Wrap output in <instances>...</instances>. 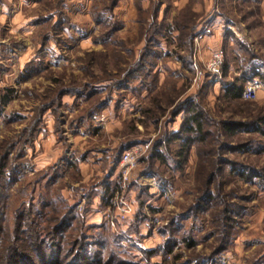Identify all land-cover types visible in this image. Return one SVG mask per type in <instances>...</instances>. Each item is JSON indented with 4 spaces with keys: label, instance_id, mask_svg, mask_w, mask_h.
<instances>
[{
    "label": "clouds",
    "instance_id": "obj_1",
    "mask_svg": "<svg viewBox=\"0 0 264 264\" xmlns=\"http://www.w3.org/2000/svg\"><path fill=\"white\" fill-rule=\"evenodd\" d=\"M155 3L139 0L148 13L145 27L153 30L159 27L151 15ZM234 3L239 11H221L217 0H195L194 7L191 0H182L177 5L186 12L191 7L188 14L195 19L183 35L173 25L172 44L166 49L171 58L157 65L159 86L153 92L151 81L129 84L142 67L149 38L128 44L139 28L136 0L114 10L100 6L101 0H18L28 11L15 15L10 36L35 44L13 73L23 72L32 60V67L39 68L35 51L46 36L52 74L64 81L56 85L42 77L39 94L49 87H62L68 94L53 95L64 107L56 115L52 109L45 112L33 145L19 140L12 157L23 144L22 159H10L0 171V219L11 224L0 232V264H16L25 241L45 252L61 249L60 225L70 226L75 244L73 251L65 238L63 264L77 256L79 264H165L170 243L183 252L180 264H189L190 257V264H264V229L245 227L230 234L224 213L236 212V201L225 202L218 192L224 170L237 178L229 191L258 194L264 202V0ZM69 4L77 13L71 19ZM9 5L17 7L14 0L0 4V27L6 24ZM105 41L131 59L121 71L109 65L107 75L92 69L93 79L85 74V57L107 52ZM10 82L6 78L0 88ZM161 93L164 106L157 109L152 100ZM232 93L239 97L236 104L219 113L224 97ZM42 107L40 101L26 102L23 110L17 107L25 119L12 131L0 118V143L20 137L23 128L31 131ZM145 109L153 115H143ZM59 112L67 116L63 125L57 122ZM225 122L240 125L232 141L222 130ZM200 124L211 139L210 156L198 151ZM61 127L62 141L56 131ZM97 129L100 134L93 136ZM226 150L234 154L225 155ZM86 152L87 161L82 158ZM69 164L76 168L65 175ZM53 180L49 194L45 189ZM209 206L220 221L216 227L210 215L207 221L203 215ZM193 241L196 246L189 253L185 242Z\"/></svg>",
    "mask_w": 264,
    "mask_h": 264
},
{
    "label": "rangeland",
    "instance_id": "obj_2",
    "mask_svg": "<svg viewBox=\"0 0 264 264\" xmlns=\"http://www.w3.org/2000/svg\"><path fill=\"white\" fill-rule=\"evenodd\" d=\"M4 2L5 0H0V4H3ZM28 2L30 4H36L40 3L41 0H28ZM64 2L65 0H58V4H63ZM14 3L17 5V7L9 5V14L6 24L3 27H0V61H3V63H0V82H4L6 78L11 77V82L6 83L4 88H0V118H3L5 128L8 131H12L14 125L23 123L25 119L23 116L19 115V112L16 110L17 107L20 110H23L25 103L32 101L42 102L43 107L40 108L34 116L33 119L35 123L30 125L31 131H29L28 128H23L21 129L20 137H17L15 140H11L10 143L8 140L0 143V156L6 155L4 159L0 161V163L3 162L4 164L3 169L8 166L10 159H22L23 144H20L21 150L17 152L16 157H12V153L16 151L17 143L19 140L22 139L24 144H29L30 146L33 145V143L36 141L41 130V125L45 123L43 120L44 113L49 109H52L53 114L56 115L57 110L64 107L62 103H59L56 100L52 99L53 95L55 94L56 97H62L63 95L68 94L62 87L58 89H52L49 87L48 89H46L43 95L39 94V89L41 87H44V84L41 81L42 77L45 80H51V82L56 85H62L64 81L63 76L57 78L52 74V66L48 62L47 53L44 51V49L47 48L46 36L40 37V46L37 47L35 51V55L39 57L41 61L39 68L36 69L32 67V65L36 63L35 60H32L26 65L23 72L15 74L13 73V66L15 64H18L19 60L28 54L29 47L34 46L35 44V41H33V44L30 45L27 39L17 40L15 37L10 36V28L15 15L19 13H27L28 11L26 7L18 6V0H14ZM122 3H127V0H107L106 3L101 0L100 6L114 10L115 8L121 7ZM181 3L182 0H156V3L151 10V15L155 18V20L159 24V27L156 30H153V28L151 27H145L146 17L148 13H145L143 9L139 7V0H136V4L134 6L136 7L137 12L140 14L138 17L139 28L137 30V35L134 38H130L128 40V44H138L140 40L145 37V35H147L149 38L147 40L145 52L141 57L142 67L139 69V71L134 72L130 76L129 84H131L135 79H140L143 82L151 81L153 85L152 91H157L160 79L157 65H160L162 62L166 63L167 59L171 58L166 49L172 44L170 33L172 31L173 25L177 30L181 31L183 35L184 33L188 32L195 19L194 15L188 14V12L191 11V7H194L195 0H191V7L186 6L188 7L187 12L184 9H180L177 7V5ZM217 4L220 7L221 11L231 12L240 10L234 3V0H217ZM68 7L69 12H71L69 19H71L72 16L77 15V13L72 12L73 5L69 4ZM161 9H163L162 19ZM169 21H172V23L170 24ZM35 23L39 24L40 21H37ZM113 35H115V33H113ZM4 40H7L8 42L3 43L2 41ZM94 42H96L95 39ZM104 43L105 48L108 49L107 52L99 54L92 53L86 55L85 57V74L92 75L93 79H95V76L92 72V69L99 68L107 75L109 65L115 67L117 71H121V65L126 64L128 60L131 59V57L125 58L107 41H105ZM76 47H79V45H77ZM74 50L75 49H62V51L66 53H71ZM72 82L75 83V81ZM25 85H31L32 88H26ZM133 95L136 94L133 93ZM163 95L164 93H161L160 96L153 97L152 103L156 106L157 109H162L164 106V102L161 99V96ZM3 96H5L7 100V102L5 103L2 102ZM236 102L237 100H230L224 97L221 106L218 108V112L221 114L227 112L233 107V105L236 104ZM76 107H78V105H76ZM9 109H12L11 115L6 117L4 114L8 112ZM240 111H243V108H241ZM142 114L145 116H151L153 115V112L151 109H145ZM229 120H232L231 116L229 117ZM57 122L60 125H63L67 122V116L63 112H59V115L57 116ZM203 126L204 133L197 142L198 151L204 153V155L206 156H210L211 139L208 135H205L206 126L204 124ZM239 126L240 125L236 124L234 129ZM222 130L225 134V138L228 141H232L233 139H235L236 131L229 132L225 130L224 126ZM56 131L57 133H59L58 140L62 141L64 139L63 128H57ZM75 134L76 133L73 132V135ZM99 134V129L92 133L93 136H98ZM90 151L91 149H89V152ZM188 152L191 153V146H188ZM233 154V152H229L227 150L225 152V155L228 156H231ZM82 158L83 160L87 161L88 152H86ZM208 166H210V162ZM75 168L76 166L74 164H69L65 171V175L73 172ZM58 179H61V177L56 178V180ZM56 180H53L50 184L47 185L45 189L47 193H51ZM236 182L237 178L233 174L227 173L224 170L220 172V183L218 186L219 195L225 200V202L236 201L234 207H236L237 209L236 212H225L224 216L226 217V219L223 221V223L231 225L230 234L236 233L238 229L243 230L245 229V227L249 229H264V202H260L258 194L246 196L236 189H232L231 191H229V186L235 184ZM118 190L119 189H117V191ZM112 195H115V193L113 192ZM44 211L47 215L48 210L45 209ZM203 215H205L206 221L209 215L212 217L211 223L213 227L218 226V224L220 223V221L217 220V213L215 209L211 206H209V208L206 210V213ZM0 223L5 227V229L11 228V224L7 220L0 219ZM43 223H45V221L42 220L41 224ZM57 230H64V234L61 237V248L63 249V246L65 245V238L67 239V246L71 247L73 243V232L70 226L69 228H65V225H61V227H59V229ZM204 242L207 243L206 240ZM24 244L26 245L27 241L22 244L23 247H25ZM73 246H75L74 243ZM195 246V241H193L192 243L185 242V249L189 253H192V250L195 248ZM175 247V245L171 243L169 244V250L165 254V264H180L183 258V252H176ZM59 251L60 248L58 247L57 254H59L60 258V262L58 264H63V260L61 259L63 250L60 252ZM48 254L49 252H45V250L42 249L43 258L47 259ZM154 254L155 253H150L149 256ZM168 256L172 257L171 261L167 259ZM190 259L191 257L189 258V264ZM44 262L45 261L37 259L36 257V259L32 263L44 264Z\"/></svg>",
    "mask_w": 264,
    "mask_h": 264
},
{
    "label": "trees",
    "instance_id": "obj_3",
    "mask_svg": "<svg viewBox=\"0 0 264 264\" xmlns=\"http://www.w3.org/2000/svg\"><path fill=\"white\" fill-rule=\"evenodd\" d=\"M227 99H230V100H238L239 97L235 95V93H232L230 95H226L225 96ZM2 102L5 103L7 102L6 100V97L3 96L2 98ZM235 123H228V122H225L224 124V128L225 130L229 131V132H234L235 129ZM200 127V131H201V136L203 135L204 133V129H203V124H200L199 125ZM187 149H188V146H186ZM182 153H181V158H182ZM6 156V155H5ZM5 156H0V161H2L4 159ZM3 162L0 163V171H2L3 169ZM61 227V225L59 226ZM58 227V229H59ZM10 230V228H8ZM5 230V227L0 223V232H3ZM6 243V241H5ZM25 247L21 246L22 247V253H19L17 254L15 260H16V264H33L32 262H34V260L36 259H40L42 261H45L44 264H58L60 261H59V254H57V250H58V246L51 252H49V254L47 255V259L46 258H43V255H42V249L39 248V247H36V248H31V246L29 245V243L27 242V244L25 245ZM25 248V250H24ZM72 250L74 251L75 250V246H73V243H72V246H71ZM63 249L61 248L60 251H62ZM59 251V252H60ZM44 253V252H43ZM34 256V258H33ZM80 257L77 256L73 261H70L69 264H79L80 262Z\"/></svg>",
    "mask_w": 264,
    "mask_h": 264
}]
</instances>
